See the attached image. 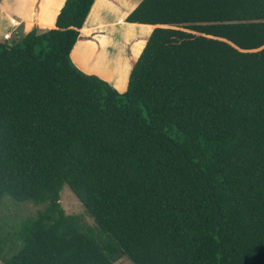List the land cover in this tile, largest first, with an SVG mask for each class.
Listing matches in <instances>:
<instances>
[{
  "label": "trees",
  "instance_id": "1",
  "mask_svg": "<svg viewBox=\"0 0 264 264\" xmlns=\"http://www.w3.org/2000/svg\"><path fill=\"white\" fill-rule=\"evenodd\" d=\"M93 3L0 43V205L45 204L0 224V260L264 264V0H142L123 93L70 59Z\"/></svg>",
  "mask_w": 264,
  "mask_h": 264
},
{
  "label": "crops",
  "instance_id": "2",
  "mask_svg": "<svg viewBox=\"0 0 264 264\" xmlns=\"http://www.w3.org/2000/svg\"><path fill=\"white\" fill-rule=\"evenodd\" d=\"M142 0H94L70 52L72 63L86 75L108 83L119 93L127 88L131 64L140 56L152 25L130 24L125 18ZM65 0H0V43L30 31L53 29ZM77 51V53L75 52ZM74 53L77 55L74 56Z\"/></svg>",
  "mask_w": 264,
  "mask_h": 264
},
{
  "label": "rangeland",
  "instance_id": "3",
  "mask_svg": "<svg viewBox=\"0 0 264 264\" xmlns=\"http://www.w3.org/2000/svg\"><path fill=\"white\" fill-rule=\"evenodd\" d=\"M77 53V51L75 50ZM74 53V56L77 54ZM60 204L67 215L80 217V220L86 226H93L92 219L86 214L81 203L76 199L70 189L64 185L60 192ZM45 204L34 205L31 202H15L9 197H5L0 205V224L7 232L28 217H34L37 212L42 211ZM0 264H3L0 260ZM115 264H131L130 261L123 257Z\"/></svg>",
  "mask_w": 264,
  "mask_h": 264
},
{
  "label": "built area",
  "instance_id": "4",
  "mask_svg": "<svg viewBox=\"0 0 264 264\" xmlns=\"http://www.w3.org/2000/svg\"><path fill=\"white\" fill-rule=\"evenodd\" d=\"M12 39H13V37L10 33H6L3 35V40L6 42H10Z\"/></svg>",
  "mask_w": 264,
  "mask_h": 264
}]
</instances>
